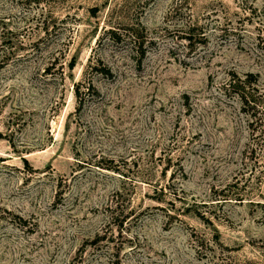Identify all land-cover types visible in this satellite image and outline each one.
Here are the masks:
<instances>
[{"label": "rangeland", "instance_id": "1", "mask_svg": "<svg viewBox=\"0 0 264 264\" xmlns=\"http://www.w3.org/2000/svg\"><path fill=\"white\" fill-rule=\"evenodd\" d=\"M0 264H264V0H0Z\"/></svg>", "mask_w": 264, "mask_h": 264}, {"label": "trees", "instance_id": "2", "mask_svg": "<svg viewBox=\"0 0 264 264\" xmlns=\"http://www.w3.org/2000/svg\"><path fill=\"white\" fill-rule=\"evenodd\" d=\"M142 53H144V50L142 51ZM245 81L242 80L241 78H238V79H234L231 81L230 85H233L234 88H239L241 91H238V88L236 89L237 92H240V97L242 99V101L244 103H247L248 105H259L257 102H255L253 98L250 97L249 93H247L246 89H245ZM237 86V87H236ZM99 237L100 239L104 238V236H100L98 235L96 238L93 239L94 242H97L99 240Z\"/></svg>", "mask_w": 264, "mask_h": 264}]
</instances>
